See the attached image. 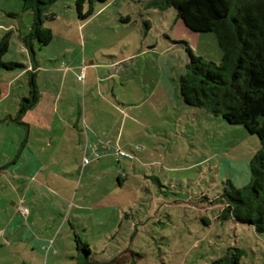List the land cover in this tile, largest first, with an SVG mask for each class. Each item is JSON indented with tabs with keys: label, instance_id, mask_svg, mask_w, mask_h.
Returning <instances> with one entry per match:
<instances>
[{
	"label": "rangeland",
	"instance_id": "374dc122",
	"mask_svg": "<svg viewBox=\"0 0 264 264\" xmlns=\"http://www.w3.org/2000/svg\"><path fill=\"white\" fill-rule=\"evenodd\" d=\"M149 1H95L84 20L76 0H58L44 13L53 40L35 41L34 51L50 132L30 130L26 115L16 121L29 97L33 63L22 38L34 15L22 0H0V40L11 33L4 61L24 66L0 71V85L10 84L0 100V264H78L76 235L99 263L215 264L242 253L240 264H264V233L219 218L226 183L250 182L260 139L181 98L187 46L220 64L216 34L193 32L175 8L149 9ZM88 131L135 158L114 153L80 163ZM25 141L42 150L33 180L8 165ZM13 203L29 211L24 226L13 221Z\"/></svg>",
	"mask_w": 264,
	"mask_h": 264
},
{
	"label": "trees",
	"instance_id": "16d2710c",
	"mask_svg": "<svg viewBox=\"0 0 264 264\" xmlns=\"http://www.w3.org/2000/svg\"><path fill=\"white\" fill-rule=\"evenodd\" d=\"M57 1L22 0L23 11L34 15L29 33L22 38L33 68L27 72L29 97L20 103L18 124H23V116L41 98L34 42L40 47L52 42V30L44 27V13ZM95 1L110 0H76L79 18L88 19L93 14ZM86 5L89 9L85 12ZM147 8L162 12L175 8L178 19L191 31L216 34L223 52L220 64L206 61L187 46L186 73L179 79L181 98L185 105L206 109L231 125H242L260 139L262 147L250 163V182L241 188L231 181L226 183L220 196L224 207L219 218L253 226L258 233H264V0H150ZM10 38L8 32L0 40V71L24 68L4 61ZM75 240L78 252L83 254L78 264H109L93 260L90 245L79 235ZM241 256L242 253L237 258L228 255L215 264H240Z\"/></svg>",
	"mask_w": 264,
	"mask_h": 264
},
{
	"label": "crops",
	"instance_id": "0c3cea01",
	"mask_svg": "<svg viewBox=\"0 0 264 264\" xmlns=\"http://www.w3.org/2000/svg\"><path fill=\"white\" fill-rule=\"evenodd\" d=\"M6 14L7 15H13L11 12H6ZM24 72H26V71H23L22 73H24ZM9 86H10V84H8V83H4V84L0 85V92H1L0 100L2 99L3 95H5V96L8 95L9 88H10ZM40 102H41V99L39 100L38 104L35 106L34 109H32L26 113L27 121L28 122L31 121V122H30V124L25 123V125H27L31 130L32 129L31 124H36V128L40 127L42 129H45V130L50 129V132H52L54 129L52 128V123L50 121L52 120L51 118H53V114H52V112L49 113L46 111L45 112L39 111ZM30 112H31V116L29 115ZM79 118H81V117H79ZM78 125L79 124H77L76 127H78ZM87 133H88L87 141L83 144V147H84V149H83V151H84L83 161L81 160L80 163L85 161L84 163L87 165H91L92 163L97 164V162L98 163L103 162V160L105 158H107L109 155L113 156V154L115 153L114 150H115V147L117 146V142H116V144L111 142V146H110V144L108 145L106 143H102L99 140L98 135L95 134L94 132L88 131ZM118 140L119 139H117V141ZM39 151H42V150L41 149H38V150L33 149L30 146V144H28L27 141H25L22 143V145L19 149V152L17 153V156L15 157V159L9 160L8 165L9 166H11V165L15 166L13 171L18 172L15 174L16 175L18 174L19 176H21V179H24L25 177L26 178L31 177V180H33L35 177L38 176L39 171L41 169V167L39 168V163H40L39 157H38L39 154L37 155V153ZM129 153L135 154V152H129ZM88 157L90 158V161H89ZM35 166H37V168H38L37 170H35ZM50 179H51V176H50ZM117 179H118L119 184H122L124 177L118 176ZM62 183H63L62 185L64 186L63 181H62ZM65 197L70 198L71 195L65 194ZM22 203H23V201H22ZM13 206L15 208L13 221L15 222V220L18 219L17 224L19 223V225L24 226V224H25L24 221L27 219L21 215L20 208L16 207V203H13ZM5 235H6V232H5Z\"/></svg>",
	"mask_w": 264,
	"mask_h": 264
},
{
	"label": "built area",
	"instance_id": "2783aa9c",
	"mask_svg": "<svg viewBox=\"0 0 264 264\" xmlns=\"http://www.w3.org/2000/svg\"><path fill=\"white\" fill-rule=\"evenodd\" d=\"M83 78H84V72L80 75V79L82 80ZM115 154L118 157H125V158H128V159H134L135 158L134 154L129 153L128 151L122 150L120 148L116 149ZM20 213H21V215L23 217H26L29 214V211H28V209L21 207L20 208Z\"/></svg>",
	"mask_w": 264,
	"mask_h": 264
}]
</instances>
